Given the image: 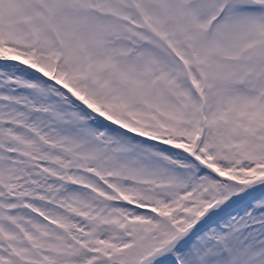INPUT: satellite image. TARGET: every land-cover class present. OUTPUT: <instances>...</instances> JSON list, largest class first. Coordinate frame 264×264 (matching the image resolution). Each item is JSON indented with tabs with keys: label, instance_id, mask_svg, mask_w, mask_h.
I'll list each match as a JSON object with an SVG mask.
<instances>
[{
	"label": "snow or ice",
	"instance_id": "1",
	"mask_svg": "<svg viewBox=\"0 0 264 264\" xmlns=\"http://www.w3.org/2000/svg\"><path fill=\"white\" fill-rule=\"evenodd\" d=\"M0 264H264V0H0Z\"/></svg>",
	"mask_w": 264,
	"mask_h": 264
}]
</instances>
